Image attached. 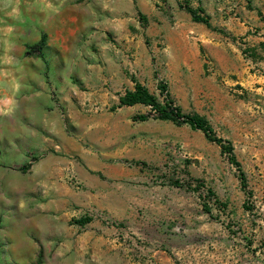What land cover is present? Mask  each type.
<instances>
[{
    "label": "rangeland",
    "instance_id": "1",
    "mask_svg": "<svg viewBox=\"0 0 264 264\" xmlns=\"http://www.w3.org/2000/svg\"><path fill=\"white\" fill-rule=\"evenodd\" d=\"M200 1L156 0L143 10L134 5L139 15L124 19L130 11L126 0H0V107L12 99L7 82L14 63L26 67L25 61L41 60L48 68L52 62L59 74L66 62L77 67L79 60L118 65L121 78L115 77L121 84L113 87L72 75L77 93L71 96V112L75 118L97 115L104 125L95 143L80 141L83 148L72 156L75 166L59 162L56 175L43 177L42 188L75 195L72 223L88 217L119 228L117 236L141 246L169 243L184 249L174 254L177 264H239L244 254L245 264H264V198L253 197L264 194V155H256L264 151V41L257 39H264V12L254 0H221L226 9L214 20L217 31L211 29L209 39L213 57H206L210 63L198 71V61L191 59L198 53V24L181 4ZM245 10L257 18L248 19V31ZM43 34L42 57L30 54ZM201 53L206 54L202 47ZM84 74L89 75L87 68ZM133 80L161 101L163 81L184 113L205 118L217 137L231 142L251 195L244 198L236 166L201 131L156 120L144 105L113 111L120 96L134 90ZM140 115L150 118L135 121ZM106 128L110 142L102 139ZM62 152L30 156L26 171L51 153L64 157ZM134 161L147 167L131 165ZM78 166L96 183H83ZM123 199L132 211L120 210ZM242 243L244 253L237 250ZM211 249L217 258H210Z\"/></svg>",
    "mask_w": 264,
    "mask_h": 264
},
{
    "label": "crops",
    "instance_id": "2",
    "mask_svg": "<svg viewBox=\"0 0 264 264\" xmlns=\"http://www.w3.org/2000/svg\"><path fill=\"white\" fill-rule=\"evenodd\" d=\"M151 1L156 0H126L130 11L122 17L135 18L139 12L134 5L148 9ZM254 4L264 12V0H254ZM192 7L203 8L202 16H208L213 26L219 13L226 9V2L201 0L198 4L193 2ZM244 18L245 24L249 18L257 21L247 10ZM196 24L198 53L191 59L194 63L198 61V71H201L213 57L209 44L212 31L204 24ZM247 24L245 31L250 29ZM25 62L26 67L20 63L12 65L14 75L7 82L10 93L7 96L12 99L7 107L4 104L0 107V264H32L37 260H41V264H177L174 254L176 251L184 253V249L169 243L141 246L117 236L119 228H109L97 221L86 225L72 223L75 215L70 198L74 202L75 195L59 193L53 187L42 188L43 177L56 175L59 162L64 168L75 166L72 156L74 150L83 148L80 141L95 143V136L104 125L97 115L75 118L71 112V96L77 93L72 75L76 74L83 83L93 80L99 85L111 83L113 87L121 84L120 67L114 63L97 67L79 60L77 67L66 62L59 74L52 62L48 68L41 60ZM86 68L88 76L84 74ZM61 106L67 107L69 113L61 110ZM69 130H74L76 135L70 136ZM104 130L107 135L102 139L110 142L111 131ZM48 149L62 150L64 157L51 153L33 163L30 171L23 170L27 163H32L30 156H43ZM256 155L262 158L264 151L259 149ZM75 169L83 183H96L79 166ZM260 172L263 173V169ZM243 193L246 199L248 195ZM47 196L52 199L44 203L43 198ZM253 197L264 198V194L255 193ZM118 206L122 211L133 210L125 199ZM110 207L99 206L104 212H110ZM237 250L244 253L245 243ZM215 252L210 250L211 259L217 258ZM244 259L245 254L237 261L245 264Z\"/></svg>",
    "mask_w": 264,
    "mask_h": 264
},
{
    "label": "trees",
    "instance_id": "3",
    "mask_svg": "<svg viewBox=\"0 0 264 264\" xmlns=\"http://www.w3.org/2000/svg\"><path fill=\"white\" fill-rule=\"evenodd\" d=\"M181 8L185 9L192 17L193 22L201 23L206 25L209 29H214L211 25L210 18L208 16H202L204 12L203 8L198 7L194 8L189 4L182 5ZM142 21L145 20V16L140 14ZM217 31V29H214ZM47 45V36L45 34L42 35L41 40L34 46L29 47L30 54H38L42 57V51ZM135 82V88L132 91H126L124 95L120 96L119 104L114 107L112 110L115 111L117 108L121 107H133L136 105H144L149 107L153 118L163 122H171L175 126H189L194 131H201L205 137L213 143L219 145L222 149V152L228 155V159L230 163L236 166L239 172V178L242 183V188L246 192L248 196L251 195L250 192L247 191V180L245 173L241 167V164L237 161L235 154L233 153V146L231 142L226 141L222 138L216 136L213 128L208 123V121L201 117L200 115L195 114H186L183 112L181 107L176 105L173 100L168 86L163 81L160 82L158 89L160 94L164 97L163 101L160 100L158 96L152 94L145 86L141 83L133 80ZM150 118V115H140L134 118L135 121H147ZM131 165L147 167L145 162L134 161L130 163ZM31 164H27L24 166L23 170H27ZM177 187H182L181 184L175 182ZM212 193V192H210ZM210 211L209 209L207 210ZM91 221V218L82 217L80 219L74 220V223L79 225H86ZM41 261L38 260L36 264H40Z\"/></svg>",
    "mask_w": 264,
    "mask_h": 264
}]
</instances>
